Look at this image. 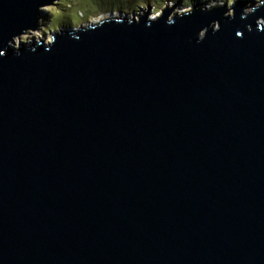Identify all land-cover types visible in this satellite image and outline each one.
I'll list each match as a JSON object with an SVG mask.
<instances>
[{"label": "water", "instance_id": "obj_1", "mask_svg": "<svg viewBox=\"0 0 264 264\" xmlns=\"http://www.w3.org/2000/svg\"><path fill=\"white\" fill-rule=\"evenodd\" d=\"M59 1L0 0V264H264V1L21 41Z\"/></svg>", "mask_w": 264, "mask_h": 264}, {"label": "rangeland", "instance_id": "obj_2", "mask_svg": "<svg viewBox=\"0 0 264 264\" xmlns=\"http://www.w3.org/2000/svg\"><path fill=\"white\" fill-rule=\"evenodd\" d=\"M242 0H60L56 5L42 9L40 29L24 35L21 41L51 42L52 35L62 30L80 28L113 17L139 18L150 11L151 18L162 17L163 11L174 8V14L191 12L198 3L209 9H225L226 16H234L233 5ZM247 11L260 7L264 0H246ZM264 23L263 19L260 20ZM216 27L219 24L216 23ZM17 47L19 41H16Z\"/></svg>", "mask_w": 264, "mask_h": 264}, {"label": "bare ground", "instance_id": "obj_3", "mask_svg": "<svg viewBox=\"0 0 264 264\" xmlns=\"http://www.w3.org/2000/svg\"><path fill=\"white\" fill-rule=\"evenodd\" d=\"M157 19V18H156ZM215 29H217V27H215Z\"/></svg>", "mask_w": 264, "mask_h": 264}]
</instances>
